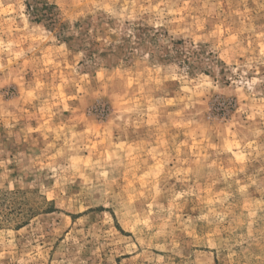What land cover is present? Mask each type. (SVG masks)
<instances>
[{"label":"rangeland","instance_id":"rangeland-1","mask_svg":"<svg viewBox=\"0 0 264 264\" xmlns=\"http://www.w3.org/2000/svg\"><path fill=\"white\" fill-rule=\"evenodd\" d=\"M36 1L0 0V264H264V0Z\"/></svg>","mask_w":264,"mask_h":264},{"label":"trees","instance_id":"trees-1","mask_svg":"<svg viewBox=\"0 0 264 264\" xmlns=\"http://www.w3.org/2000/svg\"><path fill=\"white\" fill-rule=\"evenodd\" d=\"M41 1L42 0H38V1H36V4L38 5V3L40 4L41 3ZM43 2L39 5V7L40 8H38V6L36 7V10H38V12H36V13H40V14H37L38 16L37 17H39L38 19H41V17H43L42 16V14H43V12H49V11H51L52 9H51V7H47V5L46 4H43ZM30 8H31V5L29 4L28 5ZM40 11V12H39ZM38 21H40V20H38Z\"/></svg>","mask_w":264,"mask_h":264}]
</instances>
